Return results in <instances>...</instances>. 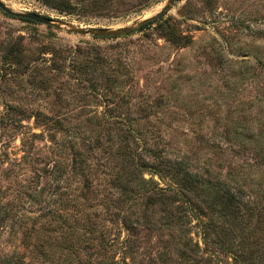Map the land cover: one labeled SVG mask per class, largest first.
Listing matches in <instances>:
<instances>
[{"label":"rangeland","instance_id":"374dc122","mask_svg":"<svg viewBox=\"0 0 264 264\" xmlns=\"http://www.w3.org/2000/svg\"><path fill=\"white\" fill-rule=\"evenodd\" d=\"M0 1L76 27L119 29L152 16L168 0ZM7 52L20 63L3 70ZM128 124L138 152L145 146L183 160L186 170L244 194V217L230 215L231 229L223 231L220 221L212 234L213 242L233 245L240 263L222 246H204L193 218L186 228L192 246L184 248L172 227L160 225L159 213L149 210L157 225L146 224L138 200L131 211L115 204L107 210L102 203L71 215L106 234L105 246L97 244L88 255L80 246L79 264H264V0H180L147 29L115 38L22 22L0 10V154H7L0 158V183L9 193L21 183L35 186L31 180L55 157V137H76L87 153L88 137L96 139L93 145L111 137L106 151L88 158L101 182L98 162L107 157L119 168L115 152L127 131L118 127ZM66 148L63 159L69 161ZM24 154L29 157L22 163ZM143 174L159 181L148 169ZM76 181L63 191L77 195L83 181ZM47 187L42 179L38 189L45 194L23 209L25 226L31 215L41 227L45 215L55 217L49 214L60 209ZM99 187L103 193V183ZM248 208L254 210L249 217ZM87 211L93 217L85 220ZM125 215L143 222L126 229ZM6 244L1 236L0 249ZM45 260L37 262L53 264Z\"/></svg>","mask_w":264,"mask_h":264},{"label":"trees","instance_id":"16d2710c","mask_svg":"<svg viewBox=\"0 0 264 264\" xmlns=\"http://www.w3.org/2000/svg\"><path fill=\"white\" fill-rule=\"evenodd\" d=\"M60 10L64 11L62 8ZM21 21L36 24L25 19ZM155 22L156 20L147 23L138 31L147 29ZM19 63L20 59L15 53L7 52L2 62V68L3 70L12 69ZM50 125L47 124V126ZM56 125L61 128V123ZM121 128L127 131V135H124L123 145H120V148L115 152L117 154L115 158L119 159V168L117 165L109 166L107 157H104L102 162L99 160L101 182H98V179L94 180L95 175H92V165L88 158L94 156L99 149L104 148L106 151L112 141L111 137L108 138V143L103 145L100 143L93 145L96 139L93 142V138L88 137L90 144L88 153L84 148L77 147L76 137H71L66 141L65 138H62L61 141L55 137L56 141L51 152L55 157H51L52 162H47V166L45 165L41 169L42 172L31 180L35 186L21 183L20 188L9 193L8 189L0 183V237H5L7 242L4 249H0V264H38L37 260L42 256L45 257V261L53 262V264H79L80 246H86L87 250L84 251L88 255V251L97 244L100 245V248L105 246L106 234L104 232L97 234L98 229L92 221L88 220L83 223L79 218L71 215H78L84 207L92 209L102 203L107 210L115 204L117 209L123 207L131 211L138 205L136 203L138 200H142L143 211L149 215L147 217L148 215L145 214L146 224L157 225V222L151 220L149 210L159 213L161 215L160 225L172 227L177 232V238L183 243L184 248L192 246L191 237L188 238L189 233L186 228L193 218L201 231V242L204 246L207 247L210 243L212 246L215 244L222 246L224 251L231 252L236 262L240 263L237 252L233 250V245L231 243L225 245L224 241L213 242L212 234L216 232L217 223L220 221L224 224L223 231L226 230L225 226L231 229L228 218L230 215L232 218L236 215L237 220L244 217L242 206H247V204L242 205L244 194L233 193L230 187L219 181L207 180L199 174L186 170L183 160L165 159L161 152L147 149L145 146L142 152H138L132 146L137 137L134 127L128 124L126 127H118V129ZM61 130L64 129L61 128ZM124 133L126 134V132ZM35 136L37 137V135ZM1 147H7L6 143ZM64 148L69 149L72 153L69 161L63 159L66 157ZM145 151L149 154L147 156L153 158L151 162L143 155ZM4 155L7 154H0V158L3 159ZM28 157L27 154H24L21 158L22 163ZM155 160L156 162H154ZM147 169L152 175L157 176L165 186H161L159 181L154 178L146 179L143 173ZM5 173L10 174V171H5ZM42 179L48 183V195L51 200L57 199L60 202V209H57L55 213L49 212V215L55 217L47 218L45 215L46 222L41 227H36V223L33 222L38 218L31 215L27 217V220L31 221V226H25L27 223L23 218L25 216L23 209L26 204L29 202L30 205H33L45 194V188L38 189ZM78 179L83 182L79 184L77 195L63 191L69 188L71 182H78L76 181ZM102 183L103 193L99 189ZM115 198H117L116 201ZM71 208L74 210L71 211ZM248 211V217L252 216L254 210L248 208ZM92 217L87 211L85 220ZM122 222L124 227L130 230L135 228L134 225H140L143 221L125 215ZM244 222L248 223L246 219ZM250 228L253 231L251 226ZM242 229L244 230V228ZM195 246L200 247L199 243H196Z\"/></svg>","mask_w":264,"mask_h":264},{"label":"water","instance_id":"95a60500","mask_svg":"<svg viewBox=\"0 0 264 264\" xmlns=\"http://www.w3.org/2000/svg\"><path fill=\"white\" fill-rule=\"evenodd\" d=\"M180 0H168L165 5L159 9L156 13H154L152 16L142 19L141 21L127 27L119 28V29H113V28H98V27H89V28H81L76 27L73 24L62 21V20H56L51 17L45 16L43 14L37 13V12H17L12 10L10 7H8L6 4H4L2 1H0V10L4 12L6 15L15 18V19H25L28 21H31L33 23L44 25L46 27H52L55 29H67L73 33L82 35V36H91L96 38H115V37H121L124 35H127L136 29H140L142 26L146 25L147 23H150L161 16H163L169 9L174 6L177 2Z\"/></svg>","mask_w":264,"mask_h":264}]
</instances>
